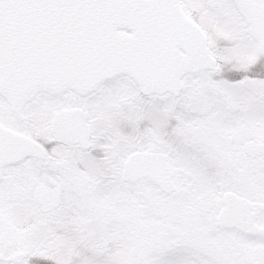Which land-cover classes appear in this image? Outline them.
<instances>
[{
	"label": "snow or ice",
	"instance_id": "snow-or-ice-1",
	"mask_svg": "<svg viewBox=\"0 0 264 264\" xmlns=\"http://www.w3.org/2000/svg\"><path fill=\"white\" fill-rule=\"evenodd\" d=\"M0 264H264V0H0Z\"/></svg>",
	"mask_w": 264,
	"mask_h": 264
}]
</instances>
